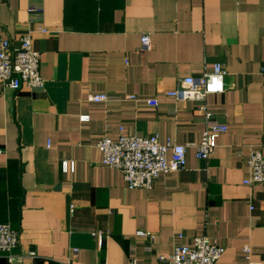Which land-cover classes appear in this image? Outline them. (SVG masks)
<instances>
[{
  "label": "crops",
  "instance_id": "0c3cea01",
  "mask_svg": "<svg viewBox=\"0 0 264 264\" xmlns=\"http://www.w3.org/2000/svg\"><path fill=\"white\" fill-rule=\"evenodd\" d=\"M29 32L44 86L0 82V222L20 239L0 264H163L201 235L225 247L216 264L264 262V185L244 182L264 145V0H0V39ZM216 63L223 93L167 96ZM207 113L227 130L204 160ZM122 131L186 145V166L128 188L97 146Z\"/></svg>",
  "mask_w": 264,
  "mask_h": 264
},
{
  "label": "built area",
  "instance_id": "2783aa9c",
  "mask_svg": "<svg viewBox=\"0 0 264 264\" xmlns=\"http://www.w3.org/2000/svg\"><path fill=\"white\" fill-rule=\"evenodd\" d=\"M36 10L35 7L30 8ZM47 31V29H42ZM142 47L149 50V34L141 37ZM264 79V67L261 69ZM226 70L221 63H216L212 72L201 76L190 75L179 79L176 88L167 91V96L179 101L205 100L208 95L223 93ZM0 82L17 91L23 87L37 88L44 86L40 73V52L33 45L32 32L22 35L17 44L10 39H0ZM130 97L135 98L131 95ZM111 99L107 93L91 94L90 101L103 102ZM147 103L157 106L158 99H148ZM203 131L200 142L195 144L197 157L208 159L218 145V137L227 130V125L210 118ZM97 146L102 151V163L122 171L128 188L151 189L155 180L162 174L183 169L187 164V147L175 143L172 139L161 141L157 134L128 135L123 131L117 140L102 138ZM0 153L2 150L0 149ZM251 175L245 179L246 184L264 185V145L251 151L248 160ZM139 234H144L139 231ZM152 238L154 236L152 235ZM19 233L9 223L0 222V252L10 253L19 244ZM100 242L102 236L100 235ZM73 254L78 249L74 248ZM225 252V247L206 235L194 237L192 244L177 243L170 255H161L163 264H216ZM247 259H250L251 248L244 246ZM34 251L29 252L35 257ZM10 264H15L16 256L7 255ZM64 264H73L67 260ZM135 264V261H133ZM250 264H264V262Z\"/></svg>",
  "mask_w": 264,
  "mask_h": 264
}]
</instances>
